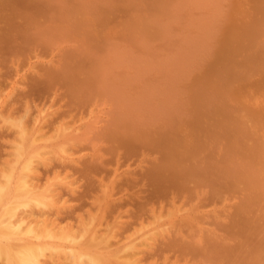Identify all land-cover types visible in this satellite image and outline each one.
<instances>
[{
  "label": "rangeland",
  "instance_id": "1",
  "mask_svg": "<svg viewBox=\"0 0 264 264\" xmlns=\"http://www.w3.org/2000/svg\"><path fill=\"white\" fill-rule=\"evenodd\" d=\"M259 1L261 4L258 0H161V7L160 0H0L2 201L12 202L13 192L21 190L19 193L27 199L23 205L27 210L22 206L15 210V226L24 232H42V237H31L22 231H18L19 236L15 233L0 237L1 264H10L7 258L13 248L26 251L38 242L41 256L27 264H129L132 259L136 260L131 261L133 264H264V1ZM147 24L152 30L144 29ZM230 24L234 32H230ZM247 26L254 29L248 30ZM225 36L233 37L228 40L231 45ZM246 36L250 37L245 41ZM240 37L244 44L252 40L251 44H241ZM249 59L248 65H242ZM227 66L234 68V76H227ZM204 74H211L210 80ZM195 79L199 83H194ZM195 116L201 119L197 121ZM191 120L197 127L194 121L188 124ZM36 145H40L38 149ZM29 146L32 148L26 149ZM42 146L47 147L40 149ZM167 158L168 168L179 179L177 183L157 175V167ZM17 159L19 166L15 164ZM181 172H186L187 177H181ZM16 173L26 183L24 189L18 190V184H14L19 182ZM22 189L30 190L29 194ZM43 190L55 199L48 193V206L47 201L41 202L46 196H42ZM25 194L30 195L29 199ZM21 218L30 222L22 225L25 220ZM28 223L31 225L26 226ZM64 232L72 236L64 234V238ZM47 235L53 239H45ZM97 255L100 256L95 261ZM118 256L122 262H117ZM102 258L104 263H99Z\"/></svg>",
  "mask_w": 264,
  "mask_h": 264
},
{
  "label": "bare ground",
  "instance_id": "2",
  "mask_svg": "<svg viewBox=\"0 0 264 264\" xmlns=\"http://www.w3.org/2000/svg\"><path fill=\"white\" fill-rule=\"evenodd\" d=\"M14 1H15V0H14ZM77 1H78V0H77ZM120 1H121V0H120ZM136 1H137V0H136ZM144 1H145V0H144ZM253 1H255V0H253ZM256 1H257V0H256ZM261 1H262V0H261ZM263 1H264V0H263ZM70 2H71V1H70ZM91 2H92V1H91ZM103 2H104V1H103ZM124 2H125V1H124ZM131 2H132V1H131ZM258 2L261 4V2H260L259 0H258ZM117 3H118V2H117ZM128 3H129V2H128ZM132 3H133V2H132ZM164 3H166V1H164ZM164 3H163V4H164ZM171 3H172V2H171ZM175 3H176V2H175ZM254 3H256V2H254ZM112 4H113V3H112ZM144 4H145V3H144ZM172 4H173V3H172ZM256 4H257V3H256ZM260 4H259V5H260ZM78 5H79V4H78ZM104 5H105V4H104ZM124 5H125V4H124ZM161 5H162V2H161V0H160V6H161ZM38 6L40 7L39 4H38ZM85 6H86V5H85ZM153 6H154V5H153ZM163 6H165V5H163ZM49 7H50V6H49ZM79 7H80V6H79ZM92 7H93V6H92ZM103 7H104V6H103ZM106 7H107V6H106ZM111 7H112V6H111ZM136 7H137V5H136ZM161 7H162V6H161ZM47 8H48V7H47ZM97 8H98V7H97ZM112 8H113V7H112ZM137 8H138V7H137ZM86 9H87V8H86ZM109 9H110V8H109ZM141 9H142V7H141ZM151 9H152V8H151ZM168 9H169V8H168ZM34 10H36V9H34ZM61 10H62V9H61ZM114 10H115V9H114ZM116 10H118V9H116ZM257 10H258V9H257ZM257 10H256V11H257ZM262 10H263V9H262ZM71 11H72V10H71ZM74 11H75V10H74ZM87 11H88V9H87ZM99 11H100V10H99ZM112 11H113V10H112ZM142 11H143V10H142ZM256 11H255V12H256ZM91 12H92V10H91ZM127 12H128V11H127ZM76 13H77V11H76ZM80 13H81V12H80ZM102 13H103V12H101V14H102ZM112 13H114V12H112ZM189 13H190V12H189ZM41 14H42V13H41ZM47 14H48V13H47ZM66 14H67V12H66ZM94 14H95V12H94ZM177 14H178V13H177ZM45 15H46V14H45ZM96 15H97V13H96ZM151 15H152V14H151ZM182 15H183V14H182ZM184 15H185V14H184ZM189 15H190V14H189ZM9 17H10V16H9ZM38 17H39V16H38ZM94 17H95V15H94ZM102 17H103V16H102ZM110 17H111V16H110ZM112 17H113V16H112ZM229 17H230V16H229ZM11 18H12V17H11ZM81 18H82V15H81ZM85 18H86V17H85ZM100 18H101V17H100ZM191 18H192V17H191ZM221 18H222V17H221ZM74 19H75V18H74ZM109 19H110V18H109ZM134 19H135V18H134ZM178 19H179V18H178ZM188 19H189V18H188ZM188 19H187V20H188ZM231 19H232V18H231ZM253 19H254V18H253ZM25 20H26V19H25ZM38 20H39V19H38ZM61 20H62V19H61ZM91 20H92V19H91ZM97 20H98V18H97ZM101 20H102V19H101ZM149 20H150V19H149ZM251 20H252V19H251ZM262 20H264V18H263ZM41 21H42V19H41ZM67 21H68V20H67ZM80 21H81V20H80ZM83 21H84V20H83ZM93 21L95 22L96 20L93 19ZM106 21H107V20H106ZM191 21H192V20H191ZM253 21H254V20H253ZM14 22H15V21H14ZM17 22H18V21H17ZM51 22H52V21H51ZM62 22H63V21H62ZM69 22H70V21H69ZM72 22H73V20H72ZM99 22H100V21H99ZM141 22H142V21H141ZM187 22H188V21H187ZM187 22H186V23H187ZM226 22H227V21H226ZM257 22L259 23V19H258ZM260 22H261V21H260ZM20 23H21V22H20ZM81 23H82V21H81ZM105 23H106V22H105ZM252 23H253V22H252ZM70 24H71V22H70ZM73 24H74V23H73ZM76 24H77V23H76ZM86 24H87V23H86ZM92 24H93V23H92ZM123 24H124V23H123ZM149 24H150V23H149ZM228 24H229V23H228ZM241 24H242V23H241ZM243 24H244V23H243ZM81 25H82V24H81ZM95 25H96V24H95ZM125 25H126V24H125ZM203 25H204V24H203ZM255 25H256V24H255ZM38 26H39V25H38ZM78 26H79V25H78ZM88 26H89V25H88ZM97 26H98V25H97ZM100 26H101V25H100ZM126 26H127V25H126ZM128 26H129V25H128ZM136 26L138 27L137 24H136ZM171 26H173V25H171ZM232 26H233V25L230 24V27H231L230 30H232ZM239 26H240V25H239ZM241 26H242V25H241ZM253 26H254V25H253ZM21 27H22V26H21ZM105 27H106V26H105ZM121 27H122V26H121ZM123 27H124V26H123ZM193 27H194V26H193ZM223 27H224V26H223ZM251 27H252V26H251ZM251 27H248V26H247V29L250 30ZM256 27H257V26H256ZM91 28H92V27H91ZM95 28H96V27H95ZM101 28H102V27H101ZM129 28H130V27H129ZM133 28H134V27H133ZM165 28H166V27H165ZM228 28H229V27H228ZM228 28H227V30H228ZM236 28L238 29V27H236ZM236 28H235V29H236ZM72 29H73V28H72ZM87 29H88V28H87ZM89 29H90V28H89ZM137 29H138V28H137ZM144 29H145V30H152V29H151V25H148V24L145 26ZM144 29L142 28V30H144ZM169 29H170V28H169ZM200 29H201V28H200ZM235 29H234V30H235ZM237 29H236V31H237ZM244 29H245V28H244ZM244 29H243V30H244ZM247 29H246V30H247ZM252 29H254V28H251V30H252ZM130 30H131V28H130ZM138 30H139V29H138ZM156 30H157V29H156ZM156 30H155V31H156ZM172 30H173V29H172ZM240 30H242V29H240ZM255 30H256V28H255ZM105 32H106V31H105ZM135 32H136V30H135ZM176 32H177V31H176ZM227 32H228V31H227ZM230 32H234V31L232 30V31H230ZM238 32H239V31H237L236 34H238ZM250 32H251V31H250ZM260 32H261V31H260ZM155 33H156V32H155ZM155 33H154V34H155ZM160 33H161V32H160ZM228 33H229V32H228ZM240 33H243V32L241 31ZM245 33H246V32H245ZM99 34H100V33H99ZM162 34H163V33H162ZM232 34L234 35V33H232ZM250 34H253V33L251 32ZM259 34H260V33H259ZM148 35H151V33L148 34ZM155 35H156V34H155ZM226 35H227V34H226ZM247 35H249L248 32H247ZM253 35H258V34L254 33ZM52 36H53V35H52ZM99 36H100V35H99ZM103 36L105 37L106 35H103ZM160 36H162V35H160ZM236 36H237V35H236ZM236 36H234V38H236ZM238 36H239V35H238ZM242 36H243V35H242ZM250 36H251V35H250ZM250 36H246V37H245V41H246V39H247L248 37H250ZM131 37H132V33H131ZM143 37H144V34H143ZM148 37H149V36H148ZM226 37H227V36H225V38H226ZM100 38H101V37H100ZM153 38H154V37H153ZM157 38H158V36H157ZM204 38H206V37H204ZM230 38L232 39L233 37H229V39H230ZM240 38H241V39L239 40V42H240V41L242 42V40H244V38H242V37H240ZM252 38H253V37H252ZM107 39H108V38H107ZM149 39H150V38H149ZM170 39H171V38H170ZM226 39H227V42H228L229 39H228V38H226ZM238 39H239V37H238ZM238 39H237V41H238ZM98 40H99V38H98ZM100 40H101V39H100ZM108 40H110V39H108ZM153 40H154V39H153ZM206 40H207V39H206ZM209 40H210V39H209ZM234 40H236V39H234ZM44 41H45V40H44ZM95 41H96V39H95ZM131 41H132V39H131ZM131 41H130V43H131ZM210 41H211V40H210ZM230 41H231V40H230ZM230 41L228 42V46L231 45ZM250 41H252V40H247V42H245V44H246V45H247V43L249 44ZM254 41H255V40H254ZM123 42H124V40H123ZM202 42H203V41H202ZM223 42H225V41H223ZM227 42H226L225 44H227ZM98 43H99V42H98ZM102 43H103V42H102ZM128 43H129V42H127L126 44H128ZM221 43H222V42H221ZM232 43H236V42L232 41ZM253 43H254V42H253ZM122 44H123V43H122ZM124 44H125V43H124ZM132 44L134 45V42H132ZM139 44H141V43H139ZM154 44H155V40H154ZM187 44H188V43H187ZM197 44H198V43H197ZM237 44H238V43H236V45H237ZM241 44L245 45L243 42H242ZM250 44H251V43H250ZM250 44H249V45H250ZM112 45H113V43H112ZM114 45H115V44H114ZM128 45H129V44H128ZM128 45H127V46H128ZM130 45H131V44H130ZM142 45H143V44H142ZM149 45H150V44H149ZM157 45H158V44H157ZM166 45H168V44H166ZM210 45H211V43H210ZM218 45H219V44H218ZM218 45H217V46H218ZM234 45H235V44H234ZM246 45H245V46H246ZM145 46H146V44H145ZM221 46L223 47L224 45L221 44ZM221 46H220V48H222ZM226 46H227V45H226ZM226 46H224V47H226ZM104 47H105V45H104ZM131 47H132V45H131ZM135 47H136V45H135ZM154 47H155V46H154ZM213 47H214V46H213ZM213 47H212V48H213ZM262 47H263V46H262ZM117 48H118V47H117ZM124 48H125V47H124ZM133 48H134V47H133ZM155 48H156V47H155ZM230 48H232V47H228V49H230ZM108 49H109V48H108ZM163 49H164V48H163ZM217 49H218V47H217ZM223 49H224V48H223ZM123 50H125V49H123ZM157 50H160V49H157ZM234 50H235V49H234ZM263 50H264V48H263ZM97 51H98V49H97ZM133 51H134V50H133ZM151 51H152V50H151ZM179 51H180V50H179ZM200 51H201V49H200ZM214 51H215V49H214ZM98 52H99V51H98ZM105 52H106V51H105ZM135 52H136V51H135ZM137 52H138V51H137ZM186 52H187V51H186ZM222 52H223V51H222ZM263 52H264V51H263ZM219 53H220V52H219V50H218V53H217V54H219ZM94 54H95V53H94ZM138 54H139V53H138ZM111 55H112V54H111ZM147 55H148V54H147ZM183 55H184V54H183ZM219 55H220V54H219ZM229 55H230V54H229ZM234 55H235V54H234ZM242 55H244V54H242ZM202 56H203V55H202ZM92 57H93V56H92ZM116 57H117V56H116ZM144 57H145V56H144ZM230 57H231V55H230ZM244 57H245V56H244ZM71 58H72V57H71ZM86 58H87V57H86ZM139 58H140V57H139ZM142 58H143V57H142ZM213 58H214V57H213ZM216 58H217V60H218V57H216ZM69 59H70V58H69ZM72 59H73V58H72ZM90 59H91V58H90ZM95 59H96V58H95ZM116 59H117V58H116ZM205 59H206V58H205ZM230 59H231V58H230ZM107 60H108V59H107ZM117 60H118V59H117ZM206 60H207V59H206ZM217 60H216V62H217ZM256 60H257V58L255 59V61H256ZM201 61H202V60H201ZM250 61H251V59L246 60V61L243 62V63H245V64H242V65H248V64H246V63H247V62H250ZM73 62H75L74 59H73ZM94 62H95V61H94ZM133 62H134V60H133ZM182 62H183V59H182ZM218 63H219V62H218ZM222 63H223V62H222ZM251 63H252V62H251ZM254 63H255V62H254ZM96 64H97V63H96ZM184 64H185V63H184ZM210 64H211V63H209V65H210ZM214 64H216V63L214 62ZM255 64H256V63H255ZM77 65H78V64H77ZM90 65H91V64H90ZM98 65H99V64H98ZM166 65H167V64H166ZM71 66H72V65H71ZM78 66H79V65H78ZM96 66H97V65H96ZM176 66H177V65H176ZM181 66H182V65H181ZM188 66H189V65H188ZM198 66H199V63H198ZM212 66H213V65H212ZM234 66H235V65H234ZM258 66H259V65H258ZM131 67H132V66H131ZM166 67H167V66H166ZM227 67H229V68H226V69H225V71H226V73H227V76H228V77L234 76V73H233V69H234V68H233L232 66H227ZM77 68H78V67H77ZM84 68H85V66H84ZM161 68H162V67H161ZM64 69H65V68H64ZM92 69H93V68H92ZM193 69H195V68H193ZM209 69H210V67H208V69H207L208 72H209ZM71 70H72V69H71ZM74 70H75V69H74ZM109 70H110V69H109ZM154 70H155V69H154ZM195 70H197V69H195ZM207 70H206V72H207ZM76 71H77V70H76ZM79 71H80V69H79ZM87 71H88V70H87ZM179 71H180V70H179ZM185 71H187V69H185ZM50 72H51V71H50ZM72 72H73V70H72ZM130 72H131V71H130ZM153 72H154V71H153ZM170 72H171V71H170ZM175 72H176V71H175ZM208 72H207V74H208ZM133 73H134V72H133ZM176 73H177V72H176ZM216 73H217V72H216ZM85 74H86V73H85ZM170 74H171V73H170ZM207 74H204L203 77H204L205 75H207ZM211 74L213 75V71H212V70H211ZM211 74H209V75L211 76ZM218 74L220 75V73H218ZM45 75H46V73H45ZM79 75H80V74H79ZM87 75H88V74H87ZM148 75H149V74H148ZM183 75H184V74H183ZM52 76H53V75H52ZM56 76H57V75H56ZM56 76H55V77H56ZM65 76H66V74H65ZM210 76H209V77H210ZM213 76H214V75H213ZM80 77H81V76H80ZM203 77H202V79H203ZM209 77H208V76H205L204 78L209 79ZM74 78H75V77H74ZM93 78H94V76H93ZM138 78H139V77H138ZM168 78H170V77H168ZM199 78H201V76H200ZM42 79H43V78H42ZM55 79H56V78H55ZM64 79H65V78H64ZM105 79H106V78H105ZM152 79H153V78H152ZM158 79H159V78H158ZM211 79H212V77H211ZM262 79H263V78H262ZM52 80H53V79H52ZM66 80H67V79H66ZM144 80H145V79H144ZM153 80H154V79H153ZM209 80H210V79H209ZM226 80H227V79H226ZM55 81H57V79H56ZM62 81H63V80H62ZM78 81H79V80H78ZM78 81H77V82H78ZM92 81H93V79H92ZM178 81H179V80H178ZM222 81H223V80H222ZM41 82H42V81H41ZM51 82H52V81H51ZM71 82H72V81H71ZM77 82H76V83H77ZM96 82H97V81H96ZM116 82H117V81H116ZM142 82H143V81H142ZM148 82H149V81H148ZM180 82H181V81H180ZM195 82L199 83V81H197L196 79H195L194 83H195ZM200 82L203 83L202 80H201ZM234 82H235V81H234ZM37 83H38V82H37ZM52 83H53V82H52ZM59 83H60V82H59ZM74 83H75V81H74ZM187 83H188V81H187ZM190 83H191V82H190ZM226 83H227V82H226ZM259 83H260V82H259ZM140 84H141V83H140ZM146 84H147V83H146ZM191 84H192V83H191ZM205 84H206V83H205ZM54 85H55V84H54ZM63 85H64V84H63ZM73 85L75 86V84H73ZM79 85H80V84H79ZM118 85H119V84H118ZM202 85H204V84H202ZM207 85H208V84H207ZM261 85H263V84H261ZM76 86H77V85H76ZM191 86H192V85H191ZM195 86H197V85L194 84V87H195ZM240 86H241V85H240ZM259 86H260V85H259ZM263 86H264V85H263ZM44 87H45V86H44ZM146 87H147V86H146ZM194 87H193V89L195 90ZM197 87H198V86H197ZM201 87H202V86H201ZM230 87H231V86H230ZM244 87H245V86H244ZM65 88H66V87H65ZM67 88H68V87H67ZM127 88H128V87H127ZM191 88H192V87H191ZM238 88H239V86H238ZM250 88H252V87H250ZM255 88H257V87H255ZM128 89H129V88H128ZM244 89H245V88H244ZM244 89H243V90H244ZM247 89H248V88H247ZM257 89H258V88H257ZM261 89H262V88H261ZM42 90H43V89H42ZM52 90H53V89H52ZM150 90H151V89H150ZM234 90H235V89H234ZM237 90H238V89H237ZM241 90H242V89H241ZM47 91H48V90H47ZM147 91H148V90H147ZM151 91H153V90H151ZM128 92H130V90H129ZM236 92H238V91H236ZM236 92H235V93H236ZM263 92H264V91H263ZM67 93H68V92H67ZM90 93H91V91H90ZM149 93H150V92H149ZM163 93H164V92H163ZM238 93H240V91H239ZM71 94H72V92H71ZM85 94H87V92H86ZM93 94H94V93H93ZM167 94H168V93H167ZM180 94H181V93H180ZM240 94H241V93H240ZM73 95H74V93H73ZM184 95H185V94H184ZM237 95H238V94H237ZM237 95H236V96H237ZM88 96H89V95H88ZM236 96H235V97H236ZM253 96H254V95H253ZM123 97H124V96H123ZM149 97H150V96H149ZM151 97H152V96H151ZM190 97H191V96H190ZM263 97H264V96H263ZM75 98H76V97H75ZM143 98H144V97H143ZM124 99H125V97H124ZM156 99H157V98H156ZM206 99H207V98H206ZM253 99H254V97H253ZM77 100H78V99H77ZM78 101H79V100H78ZM156 102H157V101H156ZM241 102H242V101H241ZM124 103H125V102H124ZM136 103H137V102H136ZM144 103H145V102H144ZM239 103H240V102H239ZM243 103H244V102H243ZM157 105H158V104H157ZM164 105H165V104H164ZM185 105H186V104H185ZM189 105H190V107L192 106L191 104H189ZM193 105H194V101H193ZM247 105H248V104H247ZM133 106H135V105H133ZM173 106H174V105H173ZM182 106H184L183 103H182ZM243 106H245V104H243ZM261 106H262V105H261ZM117 107H118V106H117ZM138 107H139V106H138ZM236 107H237V106H236ZM245 107H246V106H245ZM123 108H124V107H123ZM126 108H127V107H126ZM247 108H248V107H247ZM140 109L142 110V107H141ZM195 109H196V108H195ZM249 109H250V108H249ZM251 109H252V108H251ZM254 109H255V108H253V110H254ZM138 110H139V109H138ZM209 110H210V109H209ZM247 110H248V109H247ZM256 110H258V109H256ZM192 111H193V109H192ZM196 112H197V111H196ZM249 112H250V111H249ZM256 112H257V111H256ZM258 112H260V111H258ZM134 113H135V112H134ZM186 113H187V112H186ZM261 113H262V111H261ZM29 114H30V113H29ZM155 114H156V113H155ZM217 114H218V113H217ZM234 114H235V113H234ZM246 114H247V113H246ZM118 115H119V114H118ZM242 115H243V114H242ZM259 115H260V114H259ZM261 115H262V114H261ZM28 116H29V115H28ZM155 116H156V115H155ZM158 116H159V115H158ZM218 116H219V114H218ZM233 116H235V115H233ZM237 116H238V114H237ZM244 116H245V115H244ZM144 117H145V116H144ZM162 117H163V116H162ZM188 117H189V116H188ZM191 117H192V116H191ZM191 117H190V118H191ZM152 118H153V117H152ZM193 118H194V117H193ZM193 118H192V119H193ZM195 118H196V116H195ZM198 118L201 119V117H197V118H196L197 121H198ZM235 118H236V117H235ZM242 118H243V116H242ZM252 118H253V117H252ZM29 119H30V118H29ZM136 119H137V118H136ZM188 119H189V118H188ZM254 120H255V119H254ZM128 121H129V120H128ZM174 121H175V120H174ZM191 121H192V122H190V123H188V124L192 125L191 123H193L194 120H191ZM29 122L31 123V121H29ZM122 122L124 123V121H122ZM130 122H131V120H130ZM150 122H151V121H150ZM155 122H157V121H155ZM161 122H162V121H161ZM259 122H260V121H259ZM13 123H14V122H13ZM22 123H23V121H22ZM83 123H84V122H83ZM88 123H89V122H88ZM132 123H133V122H132ZM254 123H255V122H254ZM260 123H261V122H260ZM16 124H17V121H16ZM18 124H19V123H18ZM68 124H69V123H68ZM91 124H92V123H91ZM139 124H140V123H139ZM142 124H143V123H142ZM175 124H176V123H175ZM195 124H196V123H195V121H194V124H193V125H194L195 127H197V125H195ZM199 124L201 125L202 122H200ZM24 125H25V124H24ZM27 125H28V124H27ZM30 125H31V124H30ZM85 125H86V123H85ZM85 125L83 124V128L85 127ZM87 125H88V124H87ZM124 125H125V124H124ZM133 125H134V123H133ZM177 125H178V123H177ZM181 125H182V124H181ZM256 125H257V124H256ZM261 125H262V124H261ZM32 126H33V125H32ZM74 126H75V125H74ZM128 126H129V124H128ZM142 126H143V125H142ZM182 126H183V125H182ZM231 126H233V125H231ZM35 127H36V126H35ZM35 127H34V128H35ZM63 127H64V126H63ZM67 127H68V126H67ZM69 127L71 128L72 125H71V126L69 125ZM88 127H89V126H88ZM93 127H94V126H93ZM115 127H116V126H115ZM119 127H120V126H119ZM195 127H192V128H193V129H196ZM257 127H258V125H257ZM26 128H27V130H28V127H27V126H26ZM37 128H38V127H37ZM73 128H74V127H73ZM76 128H77V127H76ZM90 128H91V127H90ZM94 128H95V127H94ZM120 128H121V127H120ZM135 128H136V127H135ZM172 128H173V127H172ZM199 128H200V126H199ZM29 129H30V128H29ZM38 129H39V128H38ZM40 129H42V128H40ZM58 129H59V128H58ZM61 129L63 130V132H65L64 129L62 128V126H61ZM84 129H85V128H84ZM86 129H89V128L86 127ZM91 129L93 130V128H91ZM114 129H115V128H114ZM114 129H113V130H114ZM122 129H123V128H122ZM255 129H256V128H255ZM17 130H18V129H17ZM62 130H61V131H62ZM66 130H67V128H66ZM71 130H74V129H71ZM75 130H76V129H75ZM77 130H78V128H77ZM77 130H76V131H77ZM94 130H95V129H94ZM123 130H124V129H123ZM173 130H174V129H173ZM189 130H191V128H190ZM225 130H226V129H225ZM253 130H254V129H253ZM256 130H257V129H256ZM19 131H20V130H18V132H19ZM79 131H80V130H79ZM81 131H82V128H81ZM114 131H115V130H114ZM27 132H28V131H27ZM33 132H35V131L33 130ZM36 132H37V131H36ZM36 132H35V133H36ZM43 132H44V131H43ZM63 132H62V133H63ZM66 132H67V131H66ZM68 132H69V131H68ZM88 132H90V130H89ZM112 132H113V131H112ZM118 132H119V131H118ZM125 132H126V131H125ZM184 132H185V131H184ZM194 132H195L194 134H196V131H194ZM35 133H34V134H35ZM157 133H158V132H157ZM257 133H258V132H257ZM32 134H33V133H32ZM63 134L66 135V133H63ZM63 134H62V135H63ZM73 134H75V133L73 132ZM81 134H82V133H81ZM84 134L86 135V134H88V133H84ZM165 134H166V132H165ZM218 134H219V133H218ZM26 135H27V133H26ZM30 135H31V133H30ZM35 135H36V134H35ZM44 135H45V134H44ZM58 135H59V133H58ZM62 135H61V136H62ZM71 135H72V134H71ZM77 135H78V134H77ZM77 135H75V136H77ZM79 135H80V134H79ZM127 135H128V134H127ZM151 135H152V134H151ZM185 135H186V134H185ZM189 135H190V133H189ZM21 136H22V135H21ZM59 136H60V135H59ZM59 136H57V138H58ZM69 136H70V135H69ZM91 136H92V135H91ZM158 136H159V135H158ZM161 136H162V135H161ZM164 136L167 137V134L164 135ZM28 137H29V136H28ZM66 137H67V136H65L64 138H66ZM92 137H93V136H92ZM149 137H150V136H149ZM194 137H196V136H194ZM256 137H258V136H256ZM22 138H24V137H22ZM25 138H27V136H26ZM31 138H32V140L34 141V138H33V137H31ZM35 138H36V137H35ZM64 138H63V139H64ZM78 138H80V136H79ZM83 138H84V137H83ZM130 138H131V136H130ZM141 138H142V137H141ZM160 138H161V137H160ZM179 138H180V137H179ZM184 138H186V136H184ZM190 138L193 139V136L190 137ZM200 138H201V137H200ZM235 138H237V137H235ZM246 138H247V137H246ZM18 139H19V138H18ZM29 139H30V137H29ZM41 139H42V137H41ZM60 139H61V137H60ZM63 139H62V140H63ZM89 139H90V138H89ZM149 139H150V138H149ZM180 139H181V138H180ZM186 139H187V138H186ZM232 139H233V138H232ZM21 140H22V139H21ZM23 140H25V139H23ZM23 140H22V141H23ZM38 140H39V139H38ZM53 140L56 141V138H53ZM76 140H77V138H76ZM78 140H79V139H78ZM78 140H77V141H78ZM83 140H84V139H83ZM85 140H87V139H85ZM133 140H134V139H133ZM187 140H188V139H187ZM222 140H223V139H222ZM25 141H26V140H25ZM25 141H24V142H25ZM27 141H28V140H27ZM30 141H31V140H30ZM30 141H29L28 145H30ZM35 141H36V140H35ZM41 141H42V140H41ZM116 141H117V140H116ZM167 141L169 142V140H167ZM180 141H181V140H180ZM192 141H193V140H192ZM196 141H197V139H196ZM252 141H253V140H252ZM18 142H19V141H18ZM36 142H38V144L40 143V141H36ZM48 142H49V141H48ZM48 142H47V144H48ZM50 142H51V141H50ZM52 142H53V141H52ZM67 142H68V141H67ZM74 142H75V141H74ZM168 142H165V143L168 144ZM249 142H250V141H249ZM58 143H59V141H58ZM65 143H66V142H65ZM77 143H80V142L78 141ZM115 143H116V142H115ZM193 143H194V141H193ZM224 143H225V140H224ZM244 143H245V142H244ZM21 144L23 145L22 142H21ZM25 144H26V143H25ZM42 144H43V143H42ZM42 144H40V145H42ZM53 144H55V143H53ZM53 144H52V145H53ZM60 144H61V146H59V147H62V146H63L62 143H59V145H60ZM63 144H64V143H63ZM69 144L71 145L70 142H69L67 145L69 146ZM121 144H122V143H121ZM161 144H163V143H161ZM180 144H181V143H180ZM197 144H198V143H197ZM199 144H200V143H199ZM201 144H202V143H201ZM211 144H212V143H211ZM220 144H222V143H220ZM240 144H241V142H240ZM34 145H35V144H34ZM40 145H38V146H40ZM56 145H57V144H56ZM128 145H129V143H128ZM150 145H152L151 142H150ZM171 145H172V144H171ZM189 145H190V143H189ZM189 145L187 144V146H189ZM204 145H205V144H204ZM38 146L36 145L37 149H38ZM47 146H48V145H47ZM47 146H44V147H47ZM124 146H125V145H124ZM176 146H177V145H176ZM178 146H179V145H178ZM18 147H19V145H18ZM44 147L42 146V147H40V149H41V148H44ZM48 147H51L50 144H49ZM130 147H131V146H130ZM250 147H251V146H250ZM31 148H32V146H31ZM31 148H30V146H29V148H26V149H29V150H30ZM53 148H55V147H53ZM67 148H68V147H66V149H67ZM133 148H134V145H133ZM166 148H168V147H166ZM178 148H179V147H178ZM190 148H191V147H190ZM207 148H208V147H207ZM37 149H35V150L37 151ZM57 149H59V148L57 147ZM163 149H165V148H163ZM168 149H169V148H168ZM197 149H198V148H197ZM45 150H46V148H45ZM49 150H52V148H49ZM59 150H60V149H59ZM64 150H65V148H64ZM138 150H139V149H138ZM208 150H209V149H208ZM18 151H19V148H18ZM21 151H22V150H21ZM40 151L42 152V150H40ZM43 151H44V150H43ZM47 151H48V150H47ZM60 151H61V150H60ZM160 151H162V150H160ZM231 151H232V150H231ZM231 151H230V152H231ZM244 151H245V150H244ZM262 151H263V150H262ZM262 151H261V152H262ZM57 152H58V151H57ZM136 152H137V151H136ZM158 152H159V151H158ZM200 152H201V151H200ZM14 153H15V151H14ZM20 153H21V152H20ZM24 153H25V152H24ZM32 153H34V151H33ZM63 153H64V152H63ZM197 153H198V152H197ZM15 154H16V153H15ZM22 154H23V153H22ZM22 154H21V155H22ZM45 154H46V153H45ZM47 154H49V152H47ZM52 154H53V153H52ZM195 154H196V153H195ZM21 155H20V156H17V157L20 159ZM24 155H25V154H24ZM30 155H31V154H30ZM34 155H35V154H34ZM36 155H38V151H37ZM55 155H56V154H55ZM58 155H59V158H60L61 156H60L59 153H58ZM193 155H194V154H193ZM222 155H223V154H222ZM263 155H264V154H263ZM263 155H262V156H263ZM38 156H40V155H38ZM44 156H45V155H44ZM26 157H27V156H26ZM41 157H42V156H40V158H41ZM243 157H244V155H243ZM30 158H33V157H29V159H30ZM40 158H39V159H40ZM56 158H57V157H56ZM255 158H256V157H255ZM19 159H17V162L15 163L16 165H17V163H20V162H19ZM27 159H28V157H27ZM39 159H38V160H39ZM41 159H42V158H41ZM43 159H45V158H43ZM61 159H63V158H61ZM159 159H160V158H159ZM21 160H22V159H21ZM21 160H20V161H21ZM163 160H164V159H163ZM224 160H225V159H224ZM13 161H14V160H13ZM23 161H24V160H23ZM23 161H22V162H23ZM159 161H160V160H159ZM11 162H12V161H11ZM22 162H21V163H22ZM25 162H26V161H25ZM27 162H29V160H27ZM27 162H26V163H27ZM32 162H33V161H32ZM32 162H31V165H32ZM188 162H189V161H188ZM259 162H260V160H259ZM12 163H14V162H12ZM12 163H9V165H10L11 167H12V165H13ZM26 163H24V166H25ZM29 163H30V162H29ZM42 163H43V160H42L41 164H42ZM156 163H157V161H156ZM161 163H162V162H161ZM168 163H170L169 158H167V161H166V162H163V164H161V165H159V166L157 167V170H158L157 175L159 174V176H160L161 178H164V179L170 181L171 184H174L173 182H176V183L179 182V179H177V176L174 174V171L171 170L170 168H168V166H167ZM261 164H262V163H261ZM261 164H260V165H261ZM210 165H211V164H210ZM238 165H239V164H238ZM17 166H19V165H17ZM22 166H23V164H22ZM26 166H27V164H26ZM32 166H34V165H32ZM190 166H191V165H190ZM239 166H240V165H239ZM13 168H14V165H13ZM19 168H20V167H19ZM25 168H27V167H25ZM4 169H5V168H4ZM4 169H3V170H4ZM6 169H7V168H6ZM31 169H32V168H31ZM34 169H35V168H34ZM154 169H155V167H154ZM224 169H225V168H224ZM15 170H17V169L15 168ZM21 170H23L22 173L24 174V173H25V172H24V169L22 168ZM21 170H19V171H21ZM25 170H26V169H25ZM35 170H36V169H35ZM1 171H2V170H1ZM11 171H12V170H11ZM13 171H14V169H13ZM17 171H18V170H17ZM209 171H210V170H209ZM8 172H9V171H8ZM28 172H30V169H29ZM198 172H199V171H198ZM2 173H3V171H2ZM217 173H218V172H217ZM11 174H12V172H11ZM13 174H14V172H13ZM20 174H21V172H20ZM34 174H35V173H34ZM228 174H229V173H228ZM0 175H1V174H0ZM8 175H9V174H8ZM16 175H17V173H16ZM150 175H151V174H150ZM150 175H148V176H150ZM180 175H181V177H183V178H186V177H187V176H186V175H187L186 172H181ZM249 175H250V174H249ZM9 176H12V175H9ZM21 176L23 177V175H21ZM24 176H25V175H24ZM31 176H32V175H31ZM154 176H155V175H154ZM154 176H153V178H154ZM12 177H13V176H12ZM18 177H19V174L17 175V178H18ZM22 177H21V178H22ZM28 177H29V176H28ZM6 178L9 179V177H7V176H6ZM6 178H4V179H6ZM13 178H14V177H13ZM26 178H27V177H26ZM36 178H37V177H36ZM231 178H232V177H231ZM15 179H16V178H15ZM33 179H34V178H33ZM11 180H12V179H11V177H10V180H9V181H11ZM13 180H14V179H13ZM36 180H37V179H36ZM155 180H156V178H155ZM197 180H198V179H197ZM229 180H230V178H229ZM16 181H17V180H16ZM18 181H19L18 183H14V184H18V186H17V187H18V190L21 189V188L24 189V188H25L24 185H23L24 181H22V180L20 181V178H18ZM28 181H29V180H28ZM31 181H33V180H31ZM56 181H57V180H56ZM151 181H152V180H151ZM221 181H222V180H221ZM26 182H27V181H26ZM36 182H37V181H36ZM52 182H53V181H52ZM65 182H66V181H65ZM1 183H3V182L1 181ZM48 183L50 184L51 182H48ZM48 183H46V185H48ZM60 183H61V181H60ZM161 183H162V182H161ZM193 183H194V182H192V184H193ZM24 184H26V183H24ZM30 184H31V183H30ZM38 184H39V180H38L36 186H38ZM58 184H59V180H58ZM63 184H64V185H67L66 183H63ZM63 184H62V185H63ZM68 184H69V183H68ZM163 184H164V183H163ZM3 185H4V184H3ZM5 185H6V184H5ZM31 185H32V184H31ZM46 185H45L44 187H46ZM153 185H154V184H153ZM188 185H189V184H188ZM10 186H11V185H10ZM10 186H9V187H10ZM13 186H15V185H13ZM34 186H35V185H34ZM36 186H35V187H36ZM0 187H1V186H0ZM2 187H3V186H2ZM17 187H15V188H17ZM28 187H29V186H28ZM28 187H27L26 189H28ZM48 187H49V186H48ZM50 187H51V185H50ZM52 187H53V186H52ZM154 187H155V186H154ZM160 187H162V186H160ZM175 187H176V185H175ZM177 187H180V186H177ZM5 188H6V187H5ZM7 188H8V187H7ZM7 188H6V189H7ZM33 188H34V187H33ZM40 188H41V187H40ZM42 188H43V187H42ZM163 188H164V187H163ZM173 188H174V187H173ZM190 188H191V187H190ZM1 189H2V188H1ZM1 189H0V203L3 202V201H2V200H3V199H2V195H3L2 192L5 190V189H2V190H3V191H2ZM12 189H13V188H12ZM23 189H22V190H23ZM31 189H32V188H30V190H31ZM34 189H35V188H34ZM43 189H45V188H43ZM46 189H49V190H50L51 188H46ZM52 189H53V188H52ZM166 189H168V188H166ZM204 189H205V188H204ZM30 190H28V191H30ZM158 190H160V188H158ZM187 190H188V189H187ZM207 190H208V189H207ZM8 191H9V189L7 190V192H8ZM10 191H11V190H10ZM12 191H13V190H12ZM19 191H21V190H19ZM19 191H17V189H16L15 192H13V193H14V197H13V195H12V198L10 199V201H12V202H7V203H4V202H3V203H2V204H3V207L1 208L2 211H1V213H0V237H1V238H2V236H5V235H7V234H13V235H14L15 233L17 234L18 231H22V230H23V229H22V230H21V229L19 230V229L15 226V221H13V219H14L13 215H14L15 210H16L17 208L19 209V207H21V206L23 207V205H26V200H27V199L25 200L24 198H26V197L23 198L24 194H21V192L19 193ZM23 191H24V190H23ZM28 191L26 190V191H24V192H28ZM33 191H35V190H33ZM44 191H45V190H43V193H42L43 195H42V196H45L44 193L46 194V192H44ZM165 191H166V190H165ZM165 191H163V192L165 193ZM173 191H174V190H173ZM201 191H203V190H201ZM7 192H6V193H7ZM157 192H158V191H157ZM248 192H249V191H248ZM22 193H23V192H22ZM36 193H37V189H36V192H35L34 194L36 195ZM39 193H41V192L39 191ZM48 193H49V191H48ZM48 193H47V194H48ZM51 193H52V192H51ZM164 193H162V194H164ZM166 193H167V192H166ZM172 193H173V192H172ZM175 193H176V192H175ZM7 194H8V193H7ZM7 194H5V195H7ZM11 194H12V193H11ZM26 194H29V192L26 193ZM26 194H25V195H26ZM47 194H46V196L44 197L45 199H43V198L41 199V202H42V200L47 201V204L45 203V201H43V202L48 206V203H49L50 201L48 202V200H47V198H48V197H47ZM49 194H50V193H49ZM173 194H174V193H173ZM183 194H184V193H183ZM186 194H187V193H186ZM226 194L228 195V193H226ZM22 195H23V196H22ZM31 195L34 196V198L36 197V196L33 195L32 193H31ZM50 195H51V194H50ZM55 195H56V194H55ZM3 196H4V195H3ZM21 196H22L23 199L21 198ZM26 196H27V195H26ZM29 196H30V195H29ZM29 196H27V198H28ZM32 196H31V197H32ZM37 196L40 197L41 194H39V195H37ZM51 196L53 197V195H51ZM164 196H166V195H164ZM46 197H47V198H46ZM52 197H49V198L51 199ZM186 197H187V196H186ZM199 197H200V196H199ZM5 198H6V197H5ZM5 198H4V199H5ZM8 198H9V196H8ZM34 198H32V199H34ZM37 198H38V197H37ZM162 198H163V197H162ZM171 198H173V197L171 196ZM183 198H185V197H183ZM12 199H13V200H12ZM28 199H29V198H28ZM30 199H31V198H30ZM32 199H31V200H32ZM39 199H40V198H39ZM50 199H49V200H50ZM53 199H54V197H53ZM53 199H52V201H53ZM164 199H165V198H164ZM180 199H181V198H180ZM54 200H55V199H54ZM6 201H7V200H6ZM6 201H5V202H6ZM34 201H35V200H34ZM36 201H38V200L36 199ZM36 201H35V203H36ZM39 201H40V200H39ZM28 202H31V201H28ZM32 202H33V201H32ZM30 204H31V203H30ZM53 204H54V203H53ZM54 205H55V204H54ZM54 205L51 204V208H52ZM0 206H1V205H0ZM30 206H31V205H30ZM30 206H29V207H30ZM41 206H42V205H41ZM174 206H175V205H174ZM39 207H40V206H39ZM177 207H178V206H177ZM23 208H24V207H23ZM33 208H34V207H32V209H33ZM35 208H36V207H35ZM47 208H48V207H47ZM163 208H164V207H163ZM163 208H162V209H163ZM165 208H166V207H165ZM173 208H174V207H173ZM179 208H180V207H179ZM24 209H25V208H24ZM30 209H31V208H29V210H30ZM32 209H31V210H32ZM37 209H38V208H37ZM40 209H41V208H40ZM176 209H177V208H176ZM25 210H27V209H25ZM25 210H24V211H25ZM45 210H46V209H45ZM172 210H173V209H172ZM179 210H180V209H179ZM21 211H22V210H21ZM36 211H37V210H36ZM36 211H34V212H36ZM166 211H167V210H166ZM29 212H31V211H29ZM29 212H28V213H29ZM19 213H21V212L19 211ZM19 213H18V214H19ZM22 213H23V212H22ZM168 213H170V212H168ZM23 214H25V213H23ZM23 214H22V215H23ZM31 214H34V213L31 212ZM170 215H171V213H170ZM18 216H21V214H20V215H17V217H18ZM28 216H29V215H28ZM33 216H34V215H33ZM39 216H40V215H39ZM39 216H38V217H39ZM41 216H42V215H41ZM167 216H169V215H167ZM15 217H16V215H15ZM35 217H36V216H35ZM46 217H47V215H46ZM179 217H180V216H179ZM33 218H34V217H33ZM36 218H37V217H36ZM41 218H42V217H41ZM15 219H16V218H15ZM18 219H20V218L18 217ZM21 219L23 220L24 218H21ZM26 219H27V218H26ZM30 219H32V218H30ZM37 219H38V218H37ZM46 219H47V218H46ZM24 220H25V219H24ZM24 220H23V221H24ZM40 220H41V219H40ZM40 220H39V221H40ZM44 220H45V219H44ZM48 220H49V219H48ZM18 221H19V220H18ZM33 221H34V220H33ZM35 221H36V220H35ZM46 221H47V220H46ZM50 221H51V220H50ZM50 221H49V222H50ZM217 221H218V220H217ZM219 221H220V220H219ZM16 222H17V220H16ZM26 222H30V221L25 220L24 223H22V222H20V223H22V225H23V224H25ZM55 222H56V221H55ZM55 222H54V223H55ZM36 223H37V221H36ZM40 223H43V222L40 221ZM40 223H39V225H40ZM45 223H46V222H45ZM52 223H53V221H52ZM54 223H53V224H54ZM176 223H177V222H176ZM178 223H179V222H178ZM180 223H181V222H180ZM29 224H30V223H28V225H26V226H29ZM191 224H192V223H191ZM30 225H31V224H30ZM33 225H34V222H33ZM49 225H50V224H49ZM169 225H170V224H169ZM189 225H190V224H189ZM189 225H187V226H189ZM192 225H193V224H192ZM192 225H191V226H192ZM198 225H199V224H198ZM179 226H180V224H179ZM196 226H197V225H196ZM20 227H21V225H20ZM24 227H25V226H24ZM38 227H39V226H38ZM38 227H36V228H38ZM40 227H41V225H40ZM43 227H45L44 224H43ZM46 227H47V226H46ZM52 227H53V226H51V229H52ZM180 227H181V226H180ZM182 227H183V226H182ZM184 227H185V226H184ZM194 227H195V226H194ZM202 227H203V226H202ZM27 228H28V227H27ZM57 228H58V227H57ZM32 229H34V227H33ZM43 229H44V228H43ZM46 229H48V228H46ZM51 229H50V230H51ZM86 229L89 230L88 228H85V231H86ZM189 229H190V228H189ZM50 230H48L47 232L49 233ZM155 230H156V229H155ZM160 230H161V229H160ZM41 231H42V229H41ZM44 231H45V230H44ZM51 231H52V230H51ZM51 231H50V232H51ZM57 231H58V230H57ZM65 231H68V230H65ZM182 231H183V230H182ZM22 232H23V233H25V232L28 233V232H29V234H30L31 237H33V236L36 237V236H38V235L40 236V234L42 233V232L40 233V231L38 232V231H35V230H28V229H26L25 232H24V231H22ZM22 232H21V234H22ZM52 232H53V231H52ZM74 232H75V231H74ZM54 233L57 234L58 232H55V231H54ZM54 233H53V234H54ZM60 233H61V232H60ZM60 233H59V234H60ZM80 233H81V232H80ZM82 233H83V232H82ZM82 233H81V235H82ZM94 233H95V232H94ZM94 233H92V234H94ZM203 233H204V232H203ZM217 233H218V232H217ZM16 234H15V235H16ZM44 234H45V233H44ZM64 234H65V232L63 233V236L67 235L68 232H67V234H65V235H64ZM71 234H72V233H70V234H68V235L70 236ZM153 234H154V233H153ZM17 235H18V234H17ZM23 235H25V234H23ZM50 235H52V233H51ZM54 235H55V234H54ZM68 235H67V237H68ZM74 235H75V234H74ZM78 235H79V234H78ZM192 235H193V234H192ZM18 236H19V235H18ZM21 236H22V235H21ZM30 236H28V237H30ZM60 236H62V235H59V238H60ZM71 236H72V235H71ZM6 237H8V236H5V238H6ZM9 237H10V236H9ZM15 237H16V236H15ZM40 237H42V236H40ZM40 237H39V238H40ZM50 237H51V236H50ZM50 237L48 238V235H47V238H46V237H44V238H45V239H53V238H50ZM56 237H57V236H56ZM73 237H74V236H73ZM83 237H85L84 233H83ZM92 237H93V236H92ZM197 237H198V236H197ZM19 238H20V237H19ZM59 238H58V239H59ZM61 238H62V237H61ZM64 238H66V236H65ZM69 238H70V237H69ZM69 238H68V239H69ZM71 238H72V237H71ZM75 238L77 239L76 236H75ZM72 239H73V238H72ZM92 239H93V238H92ZM199 239H200V238H199ZM17 240H18V239H17ZM30 240H31V239H30ZM32 240H33V239H32ZM59 240H60V239H59ZM65 240H67V239H65ZM203 240H204V239H203ZM23 241H24V240H23ZM28 241H29V240H27L26 243H28ZM35 241H36V240H35ZM37 241H40V240H37ZM54 241H55V240H54ZM56 241H57V240H56ZM67 241H68V240H67ZM92 241H93V240H92ZM98 241H99V240H97V242H98ZM192 241H193V240H192ZM197 241H198V240H197ZM197 241H194V242H197ZM2 242H3V241H2ZM9 242H10V241H9ZM13 242L15 243V241H13ZM13 242H12V243H13ZM16 242L19 243V242H21V241H19V242L16 241ZM24 242H25V241H24ZM29 242H31V241H29ZM33 242H34V240H33ZM42 242H43V240H42ZM78 242H79V241H77V243H78ZM90 242H91V241H90ZM95 242H96V240H95ZM101 242H104V241H101ZM4 243H5V242H4ZM7 243H8V242H7ZM10 243H11V242H10ZM14 243H13V244H14ZM21 243H22V242H21ZM34 243H35V242H34ZM45 243H46V242H45ZM59 243H61V241H60ZM65 243H67V242H65ZM72 243H73V242H72ZM72 243H71V244H72ZM77 243L74 242V244H77ZM0 244H1V243H0ZM2 244H3V243H2ZM5 244H6V243H5ZM5 244H4V245H5ZM8 244H9V243H8ZM36 244H37V242H36ZM40 244H41V243H40ZM42 244H44V242H43ZM50 244L53 245L52 243H50ZM79 244H80V243H79ZM85 244H86V243H84V245H85ZM87 244H89V243L87 242ZM94 244H95V243H94ZM199 244H200V243H199ZM201 244H202V243H201ZM10 245H11V244H10ZM16 245H18V244H16ZM29 245H30V244H29ZM38 245H39V242H38ZM38 245H37V246H38ZM47 245H49L48 242H47ZM91 245H92V244H91ZM14 246H15V245H14ZM20 246H21V245H18V247H20ZM34 246H35V247H34ZM37 246H36V245H30V247H29L28 249L26 248V249H27L26 251H19L20 248H22V247L18 248L19 250L13 248V250H12V252H11V254H10V259H9V258H7V259H8L9 261L11 260L10 264H27L28 262L33 261L35 258L37 259L38 256H41V255H40V251H41L42 249L39 250L38 247H39L40 245H39L38 247H37ZM49 246H50V245H49ZM60 246L62 247V246H65V245H60ZM82 246H83V245H82ZM82 246H81V247H82ZM92 246H93V245H92ZM128 246H129V245H128ZM132 246H133V245H132ZM132 246H130V248H132ZM204 246H205V245H204ZM3 247H4V246H3ZM10 247H11V246H10ZM25 247H26V246H25ZM36 247H37V248H36ZM41 247H43V246H41ZM55 247H57V246L54 245V248H55ZM69 247H70V246H69ZM77 247H78V246H77ZM87 247H88V246H87ZM90 247H91V246H90ZM95 247H96V246H95ZM105 247H106V246H105V244H104V248H105ZM126 247H127V246H126ZM126 247H125V248H126ZM7 248H8V246H7ZM66 248H67V247H66ZM66 248H65V249H66ZM73 248H75V247H73ZM73 248H72V250H73ZM78 248H79V247H78ZM111 248H112V247H111ZM127 248H129V247H127ZM11 249H12V247H11ZM51 249H52V248H51ZM51 249H50V250H51ZM1 250H2V249H1V246H0V253H1ZM53 250H54V249H53ZM67 250H68V249H67ZM74 250H75V252H76V248H75ZM101 250H102V249H101ZM123 250H124V249H123ZM126 250H127V249H126ZM126 250H124V251H126ZM129 250H131V249H129ZM47 251H48V249H47ZM79 251H80V249H79ZM121 251H122V250H121ZM124 251H123V252H124ZM188 251H189V250H188ZM57 252H58V251H57ZM59 252H60V251H59ZM65 252H66V251H65ZM65 252H64V253H65ZM194 252H196V251H194ZM2 253H3V252H2ZM4 253L6 254V253H8V252H4ZM44 253H45V252H44ZM46 253H48V252H46ZM73 253H74V252H73ZM87 253H88V252H87ZM110 253H111V252H110ZM110 253H109V254H110ZM56 254H57V253H56ZM74 254H75V253H74ZM76 254H77V253H76ZM82 254H83V253H82ZM84 254H85V253H84ZM90 254H91V253H90ZM92 254H93V253H92ZM95 254H96V253H95ZM95 254H94V255H95ZM121 254H122V253H121ZM210 254H211V253H210ZM237 254H238V253H237ZM0 255H1V254H0ZM51 255H52V254H51ZM65 255L67 256V259H68V255H67L66 253H65ZM78 255H79V253H78ZM80 255H81V254H80ZM86 255H87V254H86ZM86 255H85V256H86ZM117 255H119V254H117ZM6 256H7V255H6ZM8 256H9V254H8ZM8 256H7V257H8ZM52 256H53V255H52ZM59 256H61V255H59ZM81 256H82V255H81ZM85 256H82V258L85 257ZM99 256H100V255H97V256H96V260H95V261H97V257H99ZM128 256H129V255H128ZM2 257H3V256H2ZM45 257H46V256H45ZM48 257H49V256H48ZM61 257H62V256H61ZM75 257H76V255H75ZM75 257H74V258H75ZM77 257H78V256H77ZM87 257H88V255H87ZM87 257H86V258H87ZM94 257H95V256H93V259H94ZM101 257H102V256H101ZM110 257H111V255H110ZM228 257H229V256H228ZM52 258H53V257H52ZM88 258H89V257H88ZM112 258L114 259V257H112ZM118 258H119V256H118ZM1 259H2V258H1ZM41 259H42V258H41ZM44 259H45V258H44ZM44 259H43V262H44ZM46 259H47V258H46ZM63 259H64V258H63ZM70 259H71V258H70ZM75 259H76V258H75ZM78 259H79V258H78ZM91 259H92V258L90 257V260H91ZM100 259H101V258H100ZM119 259H120V258H119ZM121 259H122V258H121ZM121 259L118 260L117 262H120ZM124 259H127V258H124ZM134 259H135V258H134ZM136 259L138 260V258H136ZM183 259H185V257H184ZM183 259H182V260H183ZM186 259H187V258H186ZM218 259H219V258H218ZM81 260H82V259H81ZM115 260H117V259H114V261H115ZM132 260H133V259H132ZM132 260H131V261H132ZM141 260H142V259H141ZM38 261H40V260H38ZM76 261H77V260H76ZM78 261H79V260H78ZM92 261H93V260H91V263H94V261H93V262H92ZM131 261H130V262H131ZM133 261H134V260H133ZM185 261H186V260H185ZM188 261H190V260H188ZM3 262H4V261H3ZM6 262H7V261H6ZM41 262H42V261H41ZM46 262H47V261H45V264H48V263H46ZM52 262H53V261L51 260V263H52ZM70 262H71V261H70ZM74 262H75V261H74ZM98 262H99V263H100V262L104 263L103 258H102L101 261L98 260ZM98 262H97V263H98ZM121 262H122V261H121ZM127 262H128V261H127ZM127 262H125V263H127ZM130 262H129V264H131V263L133 264V262H131V263H130ZM134 262H136V260H135ZM168 262H169V261H168ZM177 262H178V261H177ZM181 262H182V261H181ZM8 263H9V262H8ZM81 263H82V262H81ZM88 263H89V262H88ZM142 263H143V261H142ZM142 263H141V264H142ZM165 263H167V262H165ZM172 263H174V262H172ZM175 263H176V261H175ZM216 263H217V262H216ZM0 264H1V263H0ZM2 264H4V263H2ZM6 264H7V263H6ZM39 264H40V263H39ZM41 264H42V263H41ZM55 264H56V263H55ZM73 264H74V263H73ZM75 264H76V263H75ZM82 264H83V263H82ZM95 264H96V262H95ZM121 264H123V263H121ZM127 264H128V263H127ZM178 264H179V263H178Z\"/></svg>",
  "mask_w": 264,
  "mask_h": 264
}]
</instances>
